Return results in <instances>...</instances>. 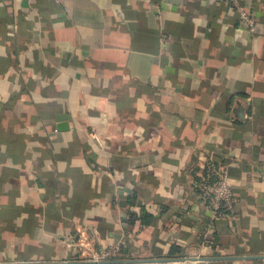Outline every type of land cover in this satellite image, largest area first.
Segmentation results:
<instances>
[{"label": "crops", "instance_id": "crops-1", "mask_svg": "<svg viewBox=\"0 0 264 264\" xmlns=\"http://www.w3.org/2000/svg\"><path fill=\"white\" fill-rule=\"evenodd\" d=\"M239 1L253 34L220 0H0V262L264 264V0Z\"/></svg>", "mask_w": 264, "mask_h": 264}, {"label": "built area", "instance_id": "built-area-1", "mask_svg": "<svg viewBox=\"0 0 264 264\" xmlns=\"http://www.w3.org/2000/svg\"><path fill=\"white\" fill-rule=\"evenodd\" d=\"M58 1V0H49ZM151 1V0H149ZM226 3L227 7L235 12L236 18L239 22L246 27L249 33L256 32V21L250 11H248L239 0H220ZM162 42L169 40L168 35L162 34L160 37ZM205 167L208 169V174L202 177L204 196L208 198L215 210L224 209L225 211H233V193L228 178V170L226 165L207 162ZM211 174L214 176L213 181L209 182ZM83 244V243H81ZM124 240L113 241L112 243L101 248L99 251L94 252L90 261L91 264H101L102 260H115L117 259L122 250ZM190 257H185L174 261L175 264H189ZM1 264H29L24 261H10L0 262Z\"/></svg>", "mask_w": 264, "mask_h": 264}, {"label": "trees", "instance_id": "trees-1", "mask_svg": "<svg viewBox=\"0 0 264 264\" xmlns=\"http://www.w3.org/2000/svg\"><path fill=\"white\" fill-rule=\"evenodd\" d=\"M150 219H151V215L148 214V213H144V216L141 218V221L144 222V223H147V222L150 221ZM176 252H180L179 247L172 246V247L169 249V251H168V253H167V256H168V257H174Z\"/></svg>", "mask_w": 264, "mask_h": 264}, {"label": "water", "instance_id": "water-1", "mask_svg": "<svg viewBox=\"0 0 264 264\" xmlns=\"http://www.w3.org/2000/svg\"><path fill=\"white\" fill-rule=\"evenodd\" d=\"M178 259H181V258H178ZM114 260H102V261H99L101 264H106V263H111L113 262ZM94 261H90V263H93ZM1 264V263H0Z\"/></svg>", "mask_w": 264, "mask_h": 264}]
</instances>
